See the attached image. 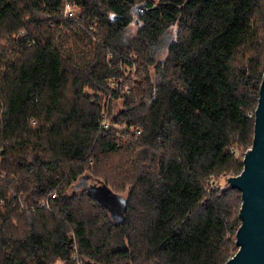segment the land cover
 I'll return each mask as SVG.
<instances>
[{
    "label": "trees",
    "instance_id": "trees-1",
    "mask_svg": "<svg viewBox=\"0 0 264 264\" xmlns=\"http://www.w3.org/2000/svg\"><path fill=\"white\" fill-rule=\"evenodd\" d=\"M71 1L74 18L65 0H0V264H225L264 0Z\"/></svg>",
    "mask_w": 264,
    "mask_h": 264
},
{
    "label": "water",
    "instance_id": "water-1",
    "mask_svg": "<svg viewBox=\"0 0 264 264\" xmlns=\"http://www.w3.org/2000/svg\"><path fill=\"white\" fill-rule=\"evenodd\" d=\"M254 143L246 151L244 168L229 178L230 185L242 191L241 225L237 231V252L225 264H264V81L262 84ZM88 193L109 208L116 223L124 221L126 200L102 183L87 186Z\"/></svg>",
    "mask_w": 264,
    "mask_h": 264
},
{
    "label": "built area",
    "instance_id": "built-area-1",
    "mask_svg": "<svg viewBox=\"0 0 264 264\" xmlns=\"http://www.w3.org/2000/svg\"><path fill=\"white\" fill-rule=\"evenodd\" d=\"M64 13L65 17H72L76 15V7L75 4L71 0H65V6H64ZM103 126L109 127L110 123L107 119L103 120ZM58 196L57 192L52 193L50 196H48L43 202L42 205L50 207V205L53 203L54 198Z\"/></svg>",
    "mask_w": 264,
    "mask_h": 264
},
{
    "label": "rangeland",
    "instance_id": "rangeland-1",
    "mask_svg": "<svg viewBox=\"0 0 264 264\" xmlns=\"http://www.w3.org/2000/svg\"><path fill=\"white\" fill-rule=\"evenodd\" d=\"M138 28H139L138 24L136 22H133L131 24L130 28L128 29V34L134 35ZM5 50H6V53H8L9 56L13 55L12 52H11V49L7 48ZM165 54H166V50L165 49H162V52L159 53L160 56H165ZM239 153H240V155H242L244 152L240 151ZM86 181L88 182L89 185L97 184V179H94V178L86 179ZM85 186H88V185H85ZM85 186H83V187H85Z\"/></svg>",
    "mask_w": 264,
    "mask_h": 264
},
{
    "label": "flooded vegetation",
    "instance_id": "flooded-vegetation-1",
    "mask_svg": "<svg viewBox=\"0 0 264 264\" xmlns=\"http://www.w3.org/2000/svg\"><path fill=\"white\" fill-rule=\"evenodd\" d=\"M95 185V184H94Z\"/></svg>",
    "mask_w": 264,
    "mask_h": 264
}]
</instances>
